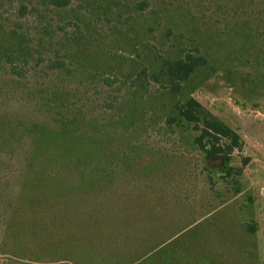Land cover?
<instances>
[{
    "label": "rangeland",
    "instance_id": "rangeland-1",
    "mask_svg": "<svg viewBox=\"0 0 264 264\" xmlns=\"http://www.w3.org/2000/svg\"><path fill=\"white\" fill-rule=\"evenodd\" d=\"M140 1L0 0V126L19 129L0 137V264H264V0H149L144 12ZM190 47L216 72L200 70L179 95L129 89ZM7 53L29 59L28 79L7 73ZM189 98L239 135L230 175L199 150L193 124L166 132ZM52 126L118 148L114 186L78 204L100 205L86 218L98 232L75 219L63 235L45 231L37 198L13 214L34 130Z\"/></svg>",
    "mask_w": 264,
    "mask_h": 264
},
{
    "label": "trees",
    "instance_id": "trees-1",
    "mask_svg": "<svg viewBox=\"0 0 264 264\" xmlns=\"http://www.w3.org/2000/svg\"><path fill=\"white\" fill-rule=\"evenodd\" d=\"M71 2L72 0H49V4L56 8L67 7ZM151 6L149 0L136 3V9L140 12L150 9ZM19 12L21 17L27 16L29 6L22 3ZM3 61L10 76L18 80L29 78L32 70L29 59L24 58L20 61L14 53H7ZM44 61L40 57L36 65L40 66ZM66 65L63 60L49 61L52 70H62ZM202 69H209L211 74L217 70L216 65L210 62L200 48H185L182 49L179 57L163 59L156 73H150L148 68L144 67L129 83V89L148 91L152 85L158 84L172 94L179 95L184 85ZM106 83L113 86L116 81L107 79ZM176 109L180 119L176 116L168 117L164 121L166 132L173 134L174 126L181 120L193 124L198 132L194 141L199 150L208 159H222L223 168L230 175L235 170L231 165L232 154L241 148L239 135L203 109L201 103L194 98L178 104ZM34 132H37V138L33 142L31 155L26 159L22 181L15 193L17 202L15 208L13 207V214L23 213L30 207V200L37 198L45 203L38 216L45 231L54 230L55 227L60 231L57 232L58 235H63L72 225L73 219L75 224L79 222L77 224L86 226L91 223V228L94 227L96 232L100 231V224L96 219L86 220L94 216L93 211L100 205L78 204L88 197L102 198L107 184L109 186L107 188L111 190L114 182L118 180L116 165L118 166L119 162L118 160L114 162L118 148L114 149L115 143L96 139L83 140L76 138L75 133L70 129L59 131V127L57 129L54 126ZM18 134V128L0 126V137L3 140L7 136L15 137ZM152 174L158 173L153 171ZM250 228L251 231H255L254 227Z\"/></svg>",
    "mask_w": 264,
    "mask_h": 264
}]
</instances>
